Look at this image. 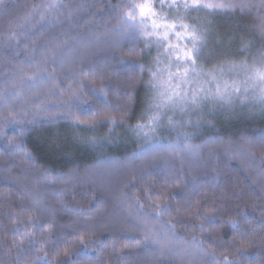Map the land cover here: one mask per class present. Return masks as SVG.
I'll list each match as a JSON object with an SVG mask.
<instances>
[{
  "label": "trees",
  "instance_id": "16d2710c",
  "mask_svg": "<svg viewBox=\"0 0 264 264\" xmlns=\"http://www.w3.org/2000/svg\"><path fill=\"white\" fill-rule=\"evenodd\" d=\"M42 2L46 0H7L8 8L13 12L11 17L0 14V35L6 34L10 19ZM121 2L63 0L73 8L82 7L70 19L65 18L67 10L61 9L59 23L36 24L35 28L27 30L31 39L22 38L18 46L0 40V91L4 90L5 81L19 80L18 68L27 70L35 66L42 55L48 57L44 66L48 79L32 88L25 86L22 99L9 101L16 108L26 107L27 119L35 118L38 123L13 125L0 135V264H14L18 254L21 259L29 260L36 255L43 256L27 244L26 252L20 253L16 249L7 254L13 228L9 213H20L22 207L30 209L33 198L44 209L41 215L43 227H49V223L52 226L53 238L46 248L53 264L65 259L64 248L71 247L70 242L76 238L73 224L76 220L81 226L87 222L97 243L89 244L86 249L77 245L73 249L75 254L67 258L69 264H203L198 257L181 259L162 255L154 251V245L143 242V233L135 227L136 220L129 212L131 201L122 203L127 197L142 196L147 179L135 187L129 184L142 169L151 173L149 179L154 178L157 192L166 188L172 194L174 198L169 202L174 207L196 205L199 201L222 212L228 210L224 221L215 225L216 231L205 235V247L218 257L227 255L238 264H264V112L253 115L245 108L205 114L192 141L202 145L199 154L186 159L182 165L180 161L157 160L153 155L137 159L135 154L142 151L144 141L137 140L123 128H117L110 142L103 145L85 143L81 138L92 133L75 129L68 120L59 118V114L67 110L60 107V101L68 98L66 94L42 97L50 105L47 112L37 113L32 104H25L34 94L46 92L51 86L50 81L60 90L66 88L72 82L69 77L80 79L78 70L83 67L86 73H95L94 77L86 75L84 79L95 78L97 83L105 80L106 89H111L106 97L108 103L113 108H131L129 123H135L146 94L141 86L134 88L130 81L139 76L135 65L147 64L150 60L129 55L130 49L143 48L142 43L114 35L111 25L115 24L116 12L111 6ZM199 15L203 18L204 13ZM210 19L213 27L209 38L211 43L215 39L217 54L226 53L240 60L245 57L235 53L246 42L254 45L253 52L259 47L261 40L258 30L253 27L259 23L255 13L236 11ZM62 40H68V45L64 50H56L53 60L52 45ZM34 47L36 52L32 51ZM155 55L153 51L151 56ZM39 103L37 100L36 104ZM89 103L104 107L103 99L97 100L90 94ZM81 107L86 109L87 105L82 103ZM82 115L87 117V113ZM106 132L107 127H103L98 134ZM175 137V132H165L162 138L172 141ZM16 144H21L22 148L15 147ZM25 152L31 154L32 160L26 159ZM142 202L148 203L147 200ZM21 219L26 221L27 215L21 214ZM180 219L187 223L177 224L179 235L187 239L200 236L194 218L182 213ZM229 219L238 220V231L244 233V247L239 251V244L225 251L211 242L215 237L231 240L233 230L226 223ZM205 226L210 227L207 223ZM136 241L141 242L137 244ZM57 252L61 253L59 257Z\"/></svg>",
  "mask_w": 264,
  "mask_h": 264
},
{
  "label": "snow or ice",
  "instance_id": "6c2138e0",
  "mask_svg": "<svg viewBox=\"0 0 264 264\" xmlns=\"http://www.w3.org/2000/svg\"><path fill=\"white\" fill-rule=\"evenodd\" d=\"M81 7L77 5L73 8L63 3V0H46L33 4L23 15L9 20L6 34L0 35V40L7 45L15 43L18 46L22 38L31 39L27 36V30L35 28L36 24L43 26L59 23L61 9L67 10L65 18L70 19ZM111 7L116 12L115 24L111 25L114 35L120 39L129 38L138 44L142 43L143 48L134 47L130 49L129 55L143 56L150 60V63L135 65L139 76L130 81L134 88L141 86L146 94L144 106L135 123H129L131 108H113L108 103L106 97L111 89H106L105 80L101 79L97 83L95 78L84 79L86 75L94 77L95 73H86L83 67L78 70L80 79L69 77L72 82L66 88L60 90L50 81L51 86L46 92L34 94L32 100H26L25 104H32L37 113L47 112L50 105L42 97L66 94L68 98L60 101V107L67 110L60 113L59 118L68 120L75 129L92 133L91 136L81 138L85 143L92 146L103 145L110 142L117 128H123L137 140L144 141L142 151L135 154L137 159L153 155L157 160L180 161L182 165L186 159L199 154L202 145L192 141L196 135L195 129L201 126L206 113L211 115L218 109L234 112L237 108H247L250 111L258 108L264 112V0H122L120 4ZM236 11L255 13L259 23L253 27L258 30L261 40L255 52L254 45L246 42L235 53L245 57L240 60L226 53L217 54L208 50L213 27L210 17ZM12 12L7 0H0V14L11 17ZM200 13H204L203 18ZM67 45L68 40L52 45L53 60L56 50H64ZM32 51L36 52L37 48L34 47ZM153 51L155 56H151ZM47 63V55H42L35 66L27 70L18 68V81H5L4 90L0 91V135L13 125L38 123L35 118L27 119L29 113L26 107L16 108L9 101L22 99L25 86L32 88L48 79L45 75L47 69L44 67ZM89 94L97 100L103 99L104 107L91 105ZM37 100L40 101L39 104H36ZM82 103L87 105L86 109L81 107ZM83 113H87L86 118ZM193 116L197 119L193 120ZM103 127H107V132L99 135L98 131ZM165 132H175V139L167 141L162 138ZM15 147L22 148V145L16 144ZM24 156L27 160H32L30 153L25 152ZM149 177L151 173L142 169L138 177L134 176L129 180L132 187L146 179L148 183L142 196L127 197L122 201H131L128 203L129 212L136 220L135 227L143 233V242L154 245V251L169 257H198L203 264H238L227 255L221 254L218 257L214 251L205 247V235L216 231L215 225L224 221L227 209L222 212L199 201L196 205L189 203L183 207H174L169 202L174 198L172 194L166 188L157 192L154 178ZM142 200H147L148 203L145 204ZM32 205L30 209L22 207L20 213H9L8 219L13 228L7 254L10 255L16 249L24 253L27 251V244L32 246L35 253H43V256L36 255L29 260L21 259L18 254L14 264H53L48 259L49 251L46 248L53 238L51 223L44 228V221L41 220L43 207L35 198ZM182 213L194 218V226L200 231L199 237L187 239L177 233V224L187 223L180 219ZM21 214L27 215L26 221L21 219ZM165 217L171 219L166 220ZM206 223L210 227H206ZM226 223L233 230L231 240L224 241L223 237H215L211 242L225 251L228 247L239 244V251L244 247V233L238 231L239 221L229 219ZM73 224L76 226V238L70 242L71 247L64 248L62 255L65 259L58 260L57 264H69L67 258L75 254L73 249L77 245L86 249L89 244L97 243L95 233L87 222L81 226V222L76 220ZM238 237L241 239L238 240ZM140 242L136 241L137 244ZM60 255L61 253H56L57 257Z\"/></svg>",
  "mask_w": 264,
  "mask_h": 264
},
{
  "label": "rangeland",
  "instance_id": "374dc122",
  "mask_svg": "<svg viewBox=\"0 0 264 264\" xmlns=\"http://www.w3.org/2000/svg\"><path fill=\"white\" fill-rule=\"evenodd\" d=\"M215 38H218V35H217ZM216 40H217V39H216ZM209 41H210V38H209ZM211 41H212V40H211ZM219 42H222V40H220ZM210 43H211V42H210ZM214 43H215V39L212 41L211 45H208V50L217 53V52H216V48L214 47V45H215ZM236 110H242V109L237 108ZM236 110H235V111H236ZM248 110H249V109H248ZM221 111H223V112H227V111H231V110H219V109H218L217 111H215V112H213V113L216 114V112H218V114H222ZM248 112L252 113L253 115H254V114H258L259 112L261 113V111H260L258 108H256V109H252L251 111L249 110ZM206 114H207V113H206ZM194 117H195V116L192 117L193 120H194Z\"/></svg>",
  "mask_w": 264,
  "mask_h": 264
}]
</instances>
